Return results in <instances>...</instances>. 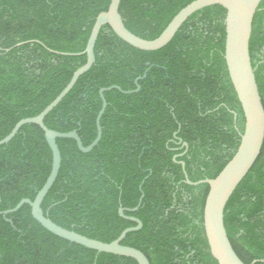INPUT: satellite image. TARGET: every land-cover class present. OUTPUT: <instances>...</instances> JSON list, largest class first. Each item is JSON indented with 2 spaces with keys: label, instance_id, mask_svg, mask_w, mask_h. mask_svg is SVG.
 <instances>
[{
  "label": "trees",
  "instance_id": "16d2710c",
  "mask_svg": "<svg viewBox=\"0 0 264 264\" xmlns=\"http://www.w3.org/2000/svg\"><path fill=\"white\" fill-rule=\"evenodd\" d=\"M193 0H121L119 13L132 33L157 37ZM110 0H0V139L22 118L37 115L86 61L82 53L96 15ZM226 10L219 4L192 13L172 39L142 50L103 25L95 61L44 117L57 138L60 167L41 208L56 224L110 242L139 219L121 244L142 251L150 264H217L203 227L207 183L233 156L244 116L224 59ZM249 57L264 107V0L249 39ZM138 90H135L137 85ZM175 134V135H174ZM178 138L187 143L182 149ZM43 131L23 124L0 145V211L34 199L51 167ZM184 162V167L181 164ZM142 195V197H141ZM141 197V199H140ZM140 199V200H139ZM134 211L129 210L137 206ZM10 219V221L8 220ZM230 243L245 264H264V141L258 158L224 208ZM0 264H138L97 252L45 229L28 204L0 214Z\"/></svg>",
  "mask_w": 264,
  "mask_h": 264
},
{
  "label": "water",
  "instance_id": "95a60500",
  "mask_svg": "<svg viewBox=\"0 0 264 264\" xmlns=\"http://www.w3.org/2000/svg\"><path fill=\"white\" fill-rule=\"evenodd\" d=\"M120 1L110 0L107 9L96 15L87 43L82 51V53L86 54V61L73 72L69 82L59 94L37 115L22 118L16 122L10 132L0 139V145L6 143L16 134L23 124L33 123L38 125L43 131L52 154L49 174L41 188L37 191L34 199L22 198L14 207L0 211V214L6 215L7 213L16 211L22 204H28L32 217L49 232L61 238L94 249L97 252H107L131 257L138 264H150L148 258L142 251L120 243L127 232L137 230L142 226L139 219L124 215V208L121 205L118 208L119 215L133 220L136 222V225L125 228L117 238L110 242L90 238L74 230L62 227L53 222L41 208V202L56 179L60 167L61 157L56 139L59 137L72 138L75 140L80 151H90L98 143L101 136L99 121L107 104L103 92L111 88H117L125 93L130 92V90L124 91L117 85L102 87L99 90L102 106L96 117L97 134L95 139L87 146L82 144L80 136L75 129L67 132L56 131L48 128L44 124L43 119L68 93L77 78L94 63V44L99 30L103 25H109L119 38L136 48L148 51L156 50L165 46L172 39L179 27L192 13L206 6L219 4L226 10L224 18V59L229 78L241 105L244 126L243 131L240 132V140L236 151L214 178H204L192 182L187 178L186 174L185 177L186 182L189 184L207 183L209 186L203 207V227L210 253L217 261V264H245L234 251L228 238L224 226V208L237 185L250 171L258 158L264 141V107L249 57V39L253 17L262 0H193L181 8L161 33L153 39H144L126 28L119 13ZM139 78L137 77L135 80V84L137 85L135 90L139 88L137 84ZM184 145L187 144L184 143ZM181 164L184 167L183 161H181ZM137 207L138 205L129 210L134 211ZM8 220L10 221V219Z\"/></svg>",
  "mask_w": 264,
  "mask_h": 264
},
{
  "label": "flooded vegetation",
  "instance_id": "af4514ba",
  "mask_svg": "<svg viewBox=\"0 0 264 264\" xmlns=\"http://www.w3.org/2000/svg\"><path fill=\"white\" fill-rule=\"evenodd\" d=\"M175 135V134H174ZM176 143L178 144L177 147L173 148V149H182V147H185V149H183L182 152H178L176 154L173 155V158L177 157V156H181L182 154H184L187 151V145H184V143L186 142H182L180 138H178V140L176 141ZM187 144V143H186Z\"/></svg>",
  "mask_w": 264,
  "mask_h": 264
}]
</instances>
